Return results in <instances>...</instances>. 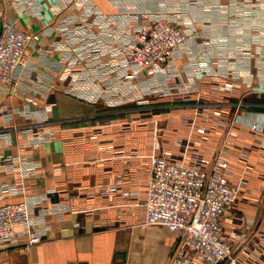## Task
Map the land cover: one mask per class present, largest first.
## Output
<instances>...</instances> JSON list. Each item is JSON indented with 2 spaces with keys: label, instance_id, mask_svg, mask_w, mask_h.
Returning <instances> with one entry per match:
<instances>
[{
  "label": "crops",
  "instance_id": "0c3cea01",
  "mask_svg": "<svg viewBox=\"0 0 264 264\" xmlns=\"http://www.w3.org/2000/svg\"><path fill=\"white\" fill-rule=\"evenodd\" d=\"M174 13L187 32L178 60L142 81H121L129 69L119 66L114 49L154 17ZM6 22L41 37L27 50L18 88L0 83V155L35 162L40 170L23 176L22 162L15 171L0 169V186L31 185L7 201L28 200L45 235L32 246L17 237L0 251V264H173L180 232L144 225L143 207L128 208L118 195L97 196L100 186L118 181L121 169L129 174L125 189L145 181L155 142L160 151L174 149L208 167L215 157H227L225 173L243 193L222 219L225 234H245L232 236L241 264H264V0H34L33 6L0 0V31ZM86 47L97 49L72 68ZM225 83L234 89L220 91ZM133 104L163 110H122ZM204 108L226 112L229 127H215V117L206 121ZM205 122L210 131L198 133ZM256 122L263 130L251 128ZM101 126V142L85 144ZM49 128L57 130L26 156L28 139ZM125 157H131L128 165ZM51 191L57 193L53 202L44 199L38 207L35 201ZM54 202L77 209L50 208Z\"/></svg>",
  "mask_w": 264,
  "mask_h": 264
},
{
  "label": "built area",
  "instance_id": "2783aa9c",
  "mask_svg": "<svg viewBox=\"0 0 264 264\" xmlns=\"http://www.w3.org/2000/svg\"><path fill=\"white\" fill-rule=\"evenodd\" d=\"M1 1L5 4L14 3L17 6L25 3L31 6L34 4V0ZM75 34L74 31L72 35ZM40 37L39 31H24L14 23L4 24L0 31L1 84L10 85L13 89L18 88L17 75L27 66V50L30 46H38ZM130 37L128 44L114 49L119 66L129 69L128 73L120 77L124 82L142 81L143 74L154 76L159 67L175 63L178 60V51L186 42L187 32L183 19L174 13L154 17L149 27L135 29ZM39 48L45 49L40 46ZM92 49L97 48L86 47L81 50L71 63V67L83 65ZM213 78L219 80V77ZM233 89L232 83H225L219 87L220 91ZM26 101L31 105L39 104V101L32 97H26ZM202 111L206 121L209 122L212 117L217 119V123L213 125L218 129L225 130L229 127V116L222 109H214L210 112L204 108ZM208 122L199 125L197 132L207 134L212 126ZM130 126V122H122L124 130L129 129ZM251 128L263 130V123H253ZM56 130L55 128H49L47 131L36 130L33 134L34 138L27 141L29 148L25 151L28 154L26 156H31L32 150L39 149ZM227 133L232 138L237 136L233 129L228 130ZM80 134L84 135V133ZM103 134V127H98L85 144L101 142ZM176 146L181 145L176 142ZM160 148L159 142H155V152L150 156L149 176L145 181L134 182L132 188L125 189L122 181L129 174L121 169L117 173L118 181L100 186L97 196L118 195L122 202H126L128 208L143 207L144 225H158L180 232L183 243L175 253L173 264H241L233 247L232 236L235 240H241L245 234L235 232L227 236L222 222L224 215L235 207L243 193V189L225 173L229 166L227 157H215L212 166L208 167L206 161L181 157L174 149L160 151ZM130 160L131 157H125L123 164L128 165ZM21 162L26 165L23 176L34 177L40 170V166L35 162L24 161L11 155H0V169L4 173L15 171ZM31 188V185H23V181H19L13 187L0 186V251L20 236H26L27 244L30 246L38 245L44 240L45 228L34 219L30 202L7 201L9 197L25 194ZM56 195V191H51L46 198H40L35 202L38 207L43 208L47 203L44 199L53 202ZM142 195L144 197L140 200ZM55 203H52L50 208L59 209L62 205L64 211L63 203L57 202L56 205ZM65 204V209H77L68 202Z\"/></svg>",
  "mask_w": 264,
  "mask_h": 264
},
{
  "label": "rangeland",
  "instance_id": "374dc122",
  "mask_svg": "<svg viewBox=\"0 0 264 264\" xmlns=\"http://www.w3.org/2000/svg\"><path fill=\"white\" fill-rule=\"evenodd\" d=\"M141 108H144V111H143V113H151L152 112V114H155V112L157 111V110H163V109H161V108H158V109H155V108H149V106H147V104H143V105H138V104H133V105H131V106H128V107H125V108H122V110H135V109H141ZM151 115V114H150ZM149 115V116H150ZM145 116V115H144Z\"/></svg>",
  "mask_w": 264,
  "mask_h": 264
},
{
  "label": "water",
  "instance_id": "95a60500",
  "mask_svg": "<svg viewBox=\"0 0 264 264\" xmlns=\"http://www.w3.org/2000/svg\"><path fill=\"white\" fill-rule=\"evenodd\" d=\"M70 264H88L86 262H80V263H70Z\"/></svg>",
  "mask_w": 264,
  "mask_h": 264
}]
</instances>
